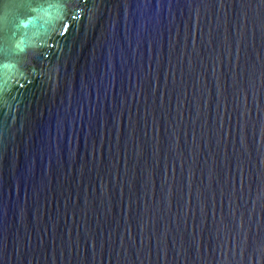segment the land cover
I'll return each mask as SVG.
<instances>
[{"label": "water", "instance_id": "95a60500", "mask_svg": "<svg viewBox=\"0 0 264 264\" xmlns=\"http://www.w3.org/2000/svg\"><path fill=\"white\" fill-rule=\"evenodd\" d=\"M0 264H264V0H0Z\"/></svg>", "mask_w": 264, "mask_h": 264}]
</instances>
